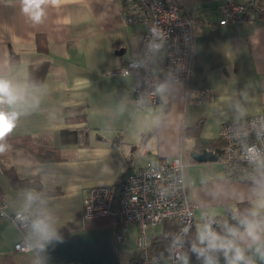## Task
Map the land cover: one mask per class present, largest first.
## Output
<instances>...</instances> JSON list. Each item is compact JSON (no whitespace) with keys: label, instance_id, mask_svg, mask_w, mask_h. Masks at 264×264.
<instances>
[{"label":"crops","instance_id":"1","mask_svg":"<svg viewBox=\"0 0 264 264\" xmlns=\"http://www.w3.org/2000/svg\"><path fill=\"white\" fill-rule=\"evenodd\" d=\"M177 1L195 18L191 81L162 83L156 104L137 105L132 79L115 71L138 54L143 26L123 20L118 0L42 5L39 24L21 0H0V76L21 85L28 98L18 109L26 114L5 137L11 149L0 154V197L14 213L25 209V193L39 194L29 208L48 216L59 237L40 250L31 226L19 229L0 217V264H132L140 255L137 226L110 215L84 217L87 188L117 185L126 171L175 156L186 162L195 209L187 250L175 264L185 257L205 264L193 251L206 247L198 238L205 224L245 248L249 223L264 232V168L242 181L226 177L219 158L190 156L193 149H223V122L264 113V0H254L262 10L250 9L251 21L224 25L218 22L225 0ZM163 58L158 47L155 74H165ZM236 209L244 219L239 228L228 223ZM176 227L169 219L147 227L148 255L160 258L148 264H170ZM22 238L33 248L15 250ZM209 255L225 264L222 253ZM247 255L264 264L254 248Z\"/></svg>","mask_w":264,"mask_h":264},{"label":"built area","instance_id":"2","mask_svg":"<svg viewBox=\"0 0 264 264\" xmlns=\"http://www.w3.org/2000/svg\"><path fill=\"white\" fill-rule=\"evenodd\" d=\"M119 12L127 24H142L139 52L115 72L132 79L135 104H156L159 86L167 82L189 84L193 72L195 18L183 12L177 0H118ZM252 20L245 4L225 0L218 24ZM153 27L159 31L154 33ZM162 47L164 75L151 69L155 50ZM219 138L224 147L219 161L225 176L247 181L264 168V113L225 121L220 125ZM253 150V151H250ZM186 162L175 156L159 163L147 162L123 173L119 184L96 185L87 188L83 206L84 217L110 215L114 222L134 223L138 228L137 245L140 255L132 264L158 261L148 255L147 227L166 219L177 222L170 234L166 260L175 264L186 252V237L195 226V209L185 180ZM18 214L25 219H18ZM37 212L28 208L8 213L0 197V217L19 229L31 226ZM213 230V229H212ZM117 240L123 235L116 233ZM15 250L32 249L21 239Z\"/></svg>","mask_w":264,"mask_h":264},{"label":"clouds","instance_id":"3","mask_svg":"<svg viewBox=\"0 0 264 264\" xmlns=\"http://www.w3.org/2000/svg\"><path fill=\"white\" fill-rule=\"evenodd\" d=\"M22 11L29 15L34 24L42 23L44 11L42 5L50 4L53 7H59L64 0H21ZM154 33L159 30L153 27ZM28 103V98L24 88L14 83L12 80L0 76V154L6 153L11 149V145L5 142V137L17 126V121L22 114H26L18 110L20 107ZM253 151V150H250ZM37 193H25V211L35 202L40 200ZM18 219H25L24 216L18 214ZM31 232L36 239V246L40 250H44L46 242L53 238H59L53 228L50 218L43 212H39L31 223ZM246 237L249 241L248 247L245 248L236 239L222 237L215 233L210 224H205L199 230L198 238L201 244L206 247L197 248L193 246V251H196L199 256L205 257V264H219L217 258H214L212 253H222L225 264H256V261L247 252L254 248L256 255L261 261H264V232L258 230L255 223H249L245 229ZM233 235H236L233 233ZM243 238V237H242ZM184 264H188L187 257L184 258Z\"/></svg>","mask_w":264,"mask_h":264},{"label":"water","instance_id":"4","mask_svg":"<svg viewBox=\"0 0 264 264\" xmlns=\"http://www.w3.org/2000/svg\"><path fill=\"white\" fill-rule=\"evenodd\" d=\"M223 149L218 147L214 149L203 148L201 151L193 149L190 156L197 161H216L222 154Z\"/></svg>","mask_w":264,"mask_h":264},{"label":"trees","instance_id":"5","mask_svg":"<svg viewBox=\"0 0 264 264\" xmlns=\"http://www.w3.org/2000/svg\"><path fill=\"white\" fill-rule=\"evenodd\" d=\"M248 3H250V6L248 5ZM246 7H247L248 11H249L250 9H252V10H258V11L261 12V10H262L259 6H257V5L255 4V1H254V0H248V2L246 3ZM66 131H67V130H63L64 133L70 134V131H68V132H66ZM74 133H75V132H74ZM199 143H200V142H199ZM237 211H240V209H236V211H233V212L231 213V216L234 215V218H231V219L228 221V223L233 224L234 227L239 228V227H241V226L243 225V220H244V219H240V218H239V215L237 214ZM231 216H229V218H230ZM169 220H171V219H169ZM169 238H170V236H169Z\"/></svg>","mask_w":264,"mask_h":264},{"label":"rangeland","instance_id":"6","mask_svg":"<svg viewBox=\"0 0 264 264\" xmlns=\"http://www.w3.org/2000/svg\"><path fill=\"white\" fill-rule=\"evenodd\" d=\"M157 55V54H156ZM156 55H155V57H156Z\"/></svg>","mask_w":264,"mask_h":264}]
</instances>
